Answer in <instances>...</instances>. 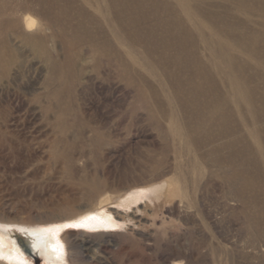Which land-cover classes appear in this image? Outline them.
<instances>
[{
	"label": "rangeland",
	"instance_id": "rangeland-1",
	"mask_svg": "<svg viewBox=\"0 0 264 264\" xmlns=\"http://www.w3.org/2000/svg\"><path fill=\"white\" fill-rule=\"evenodd\" d=\"M15 1L19 0H12ZM232 6L234 4H204L203 10H206L203 12H217L224 16L221 32H217L215 27L223 23L210 16L203 17L199 12V26L186 23L192 34L191 40L180 39L175 44H204L205 39L213 44H217L219 39L236 44L228 34L226 23L238 27L235 34H240L249 44H256L257 53L264 56V17L259 12H234ZM29 14L37 21L36 14ZM101 20L104 21L103 18ZM112 25L110 31L113 33H120L121 37L125 36L124 33L130 35L129 27H121L117 23ZM0 34L15 48L6 57L4 68H0V219L28 222L33 226L59 223L61 220L57 218L52 221L46 219L50 215L56 217L55 213L68 204L79 209L91 194H95L102 198L103 208L111 210L114 217H117L118 211L120 215H132V220L111 229L112 233L120 234L116 242L105 235L99 237L98 232L73 229L91 235L90 238L80 233L72 236L76 242H88L90 245L89 250L75 248L65 251V256L67 253L77 256V264H93L94 258H105L106 255L97 245L99 240L110 243L106 254L117 255L121 264H168L165 256L169 253H177L173 257L180 259L182 264H264V206L259 205L260 199L264 198V154L259 153V149L264 147V73L261 68L254 69L255 79H252L256 86L255 110L260 116L254 124L261 132L256 139H247L256 162L251 170L256 183L243 194L253 203L244 207L241 200H234V194L229 192L221 179L211 178L207 174V168L203 165L194 171L178 159L173 173L181 176L183 199L177 196L171 202L169 199L152 202L142 198L123 206L119 204L115 191L122 183H131L134 179L159 171L165 161V149L169 148L167 142L170 136L166 128L168 124L179 126L183 123L182 114L160 68L150 61L141 46L131 47L124 38L123 50L138 58L137 66L143 76L141 94L128 88L118 107L114 98L107 93L86 91L81 94L82 100L73 103L77 117L66 115V124L59 131L52 127V118L48 119L43 111L48 103L43 97L46 93L43 86L47 75L45 66L34 57L31 44L26 43L21 35L5 29ZM110 36L112 42H118L112 32ZM54 40L47 44H57L55 51L60 58L61 44ZM74 44L78 46L80 43ZM234 53L248 60L246 55ZM220 90L229 100L230 123L240 128L242 126L243 133L252 126L251 107L242 105L239 108L234 104L229 87L224 83L220 85ZM81 109L92 115L89 117L95 116L101 121V131L114 136L107 138L109 141L97 144L93 138L95 135L88 131L82 134L80 131L84 123L80 118ZM52 151L66 156L71 170L67 171L62 162L56 161ZM177 162L182 167H177ZM183 169H189V173L184 175ZM202 175L204 177L200 178ZM209 177L213 182L205 184ZM152 218L156 221L154 227L159 229L156 232L151 229L153 236H149L145 227ZM255 221L259 224L254 225ZM16 226H10L12 235L23 241V234ZM163 227L167 230L163 231L164 234ZM63 231L59 232V237ZM124 245L129 252L127 255L120 253V246ZM20 247L23 249V246ZM23 253L29 259L26 264H47L41 255L31 256L24 249ZM1 262L15 264L4 260ZM65 264L71 263L67 261Z\"/></svg>",
	"mask_w": 264,
	"mask_h": 264
},
{
	"label": "bare ground",
	"instance_id": "bare-ground-1",
	"mask_svg": "<svg viewBox=\"0 0 264 264\" xmlns=\"http://www.w3.org/2000/svg\"><path fill=\"white\" fill-rule=\"evenodd\" d=\"M206 3L212 6L215 3L234 4L231 8L234 12H259L264 17V0H0L1 33L5 29L21 35L26 43L31 44L34 57L46 68L47 75L43 82L46 93L43 97L48 103L43 111L48 119L52 118L50 123L53 128H62L66 124V115L77 117L76 105H73L82 100L81 94L87 93L86 91L105 92L114 98L118 107L128 88L141 94L140 82L143 76L137 66L138 58L123 50L124 38L131 47L141 46L150 61L160 68L182 114L183 123L179 126L168 124L166 130L168 129L170 136L167 142L169 148L165 149V161L159 171L148 174V177L134 179L131 183L119 184V190H114L116 198L120 200L119 204L123 206H129L142 198H148L152 202L161 199H169L171 202L177 196L183 199L181 176L173 173L178 159L191 166L194 171L203 165L207 168V174L211 178L221 179L229 192L234 194V200H241L244 207L253 203L250 198L245 199L243 196L256 183L251 174L256 162L247 139L252 141L261 132L254 124L260 116L255 110L256 86L252 79H255V68H261L264 73V56L257 53L256 44H249L240 34H235L238 27L226 23L228 34L236 44L221 39L217 44L206 39L204 44H175L182 39L191 40L192 34L186 23L199 26L200 13L203 17L210 16L224 22V16L220 13L203 12L206 10H203ZM30 12L38 16L37 21ZM113 23L129 27L130 35L124 33L125 36L121 37L120 33L110 31ZM223 26L224 23L215 27V30L221 32ZM111 32L118 42L111 41ZM54 39L61 44L60 58L55 51L57 44H47L49 41H56ZM74 42L80 44L76 46ZM0 44V68H4L6 57L15 48L1 34ZM234 52L246 55L248 60H243V57ZM223 83L229 87L234 104L239 108L242 105L251 107L249 111L252 126L243 133L242 126L240 128L230 123L229 100L224 98L220 90ZM145 84L149 86L147 82ZM89 115L91 114L85 113L84 109L80 110L82 123L88 129L82 127L80 132L83 134L88 131L95 135L93 138L97 144L109 141L107 138L111 139L114 135L101 131V121ZM161 131L164 132L163 128ZM164 136L165 139L169 138L167 134ZM259 153L264 154V147L259 149ZM52 157L62 162L67 171L71 170L66 156L52 151ZM177 167L182 165L177 162ZM211 167L214 169L211 170ZM186 172L189 173V169H183L184 175ZM203 177L204 175L200 178ZM210 177L203 182L212 183ZM101 199L99 195L91 194L79 209L65 205L63 209L56 211V217H47L46 220L49 221L55 218L61 220L59 223L54 222L55 224L33 226L28 222L0 219V263H3L1 260L15 264L28 263L24 249L31 256L41 255L47 264H65L67 261L77 264V256L70 253L65 256V251L75 248L89 250L90 245L88 242H76L72 236L80 233L85 238H90L91 235L83 230L77 232L76 228L98 232L99 237L105 235L116 242L120 234L112 233L111 229L132 220V215H120L116 211L117 217H114L111 210L103 208ZM259 205L264 206V198L260 199ZM8 224L19 226L16 228L23 234V241L13 237L11 225L8 227ZM50 224L54 225L49 226ZM253 224L258 225L259 222L255 221ZM154 225L156 221L152 218L145 227L149 236H153L150 234L151 229L153 232L159 229ZM66 228L70 229L63 231ZM60 231L63 233L59 237ZM97 245L106 256L103 259L94 258L93 264L122 263L117 255L114 257L106 254L110 243L99 240ZM120 248L121 254L129 253L125 245ZM175 255L178 254L169 253L165 256L168 264H182L180 259L173 257Z\"/></svg>",
	"mask_w": 264,
	"mask_h": 264
}]
</instances>
